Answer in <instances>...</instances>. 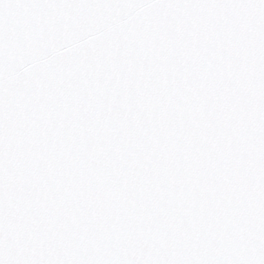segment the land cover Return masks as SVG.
Instances as JSON below:
<instances>
[{
    "label": "snow or ice",
    "instance_id": "6c2138e0",
    "mask_svg": "<svg viewBox=\"0 0 264 264\" xmlns=\"http://www.w3.org/2000/svg\"><path fill=\"white\" fill-rule=\"evenodd\" d=\"M0 264H264V0H0Z\"/></svg>",
    "mask_w": 264,
    "mask_h": 264
}]
</instances>
